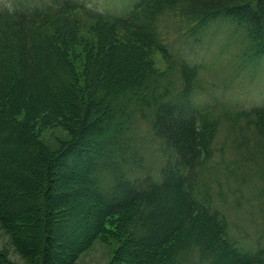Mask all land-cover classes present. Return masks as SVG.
<instances>
[{"label":"trees","instance_id":"16d2710c","mask_svg":"<svg viewBox=\"0 0 264 264\" xmlns=\"http://www.w3.org/2000/svg\"><path fill=\"white\" fill-rule=\"evenodd\" d=\"M101 1L0 0V222L37 264L51 262L69 227L58 209L76 200L92 223L66 262L122 216L123 264H264V233L254 246L233 238L198 187L222 120L248 159L264 160V100H201L204 61L192 56L207 40L228 58L218 37L238 63L264 60V0ZM53 127L70 133L56 148L40 135ZM0 264L16 263L0 250Z\"/></svg>","mask_w":264,"mask_h":264},{"label":"rangeland","instance_id":"374dc122","mask_svg":"<svg viewBox=\"0 0 264 264\" xmlns=\"http://www.w3.org/2000/svg\"><path fill=\"white\" fill-rule=\"evenodd\" d=\"M118 1L114 0V4L108 7H117ZM102 2L107 4L102 0L101 5ZM83 21L86 22V18L83 17ZM216 40L217 46H222V53L228 52V58L219 57L214 50L210 51L207 40L204 43H196L198 45L195 44L193 49L192 56L204 61L199 76L203 89L197 96L201 100L209 101L223 96L222 100L239 105L261 103L264 100V60H259L250 67L242 61L238 63L239 60L235 61L236 50L225 51L224 44L230 43V40L218 37ZM185 43L181 39L179 44L185 48L188 45ZM150 56L158 70L166 69V61L159 51H151ZM224 101L216 114L222 113ZM40 135L52 148H56L61 141L70 139V133L63 127L42 129ZM238 135V132L231 133L228 121H220L213 145L215 155L211 160L204 159L198 167V187L226 213L231 236L247 246H254L264 233V182L259 179L264 170V160L261 157L248 159L249 153L245 154L246 150L240 147ZM148 163L151 168L154 164L152 156L148 158ZM62 171L73 173L71 169ZM74 183L75 177L65 189L74 187ZM75 184L79 186L78 183ZM85 207L82 200H76L66 208L58 207V210H61L57 214L59 220L69 227L56 232L52 239L53 256L51 262L46 264H123L120 252L125 244L118 231L122 216L111 217L105 235L94 240L76 258L66 262L64 252L70 251V244L76 245L82 239L84 227L90 225L89 222L92 223L90 217L84 216ZM13 239L12 233L0 222V250L5 251L8 258L16 264L39 262V259L36 260V257H39L37 253L32 252L33 257H26L19 252Z\"/></svg>","mask_w":264,"mask_h":264}]
</instances>
